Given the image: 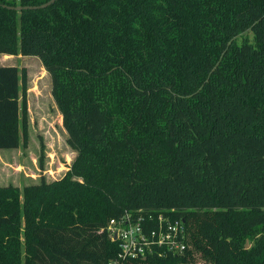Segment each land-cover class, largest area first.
Instances as JSON below:
<instances>
[{
    "label": "trees",
    "instance_id": "16d2710c",
    "mask_svg": "<svg viewBox=\"0 0 264 264\" xmlns=\"http://www.w3.org/2000/svg\"><path fill=\"white\" fill-rule=\"evenodd\" d=\"M48 1L0 0V53L41 59L77 154L0 186V264H110L109 220L139 209H175L190 246L125 264H264V0L8 7ZM21 93L0 65L1 150L26 141Z\"/></svg>",
    "mask_w": 264,
    "mask_h": 264
},
{
    "label": "rangeland",
    "instance_id": "374dc122",
    "mask_svg": "<svg viewBox=\"0 0 264 264\" xmlns=\"http://www.w3.org/2000/svg\"><path fill=\"white\" fill-rule=\"evenodd\" d=\"M0 65H15L21 70L24 109L21 107L20 117L27 127L24 144L0 149V186L13 184L23 188L39 183L42 177L50 182L62 178L77 152L68 144L50 73L33 55L0 53Z\"/></svg>",
    "mask_w": 264,
    "mask_h": 264
},
{
    "label": "built area",
    "instance_id": "2783aa9c",
    "mask_svg": "<svg viewBox=\"0 0 264 264\" xmlns=\"http://www.w3.org/2000/svg\"><path fill=\"white\" fill-rule=\"evenodd\" d=\"M175 211L139 209L111 218L107 229L120 251L110 264H125L149 255L184 253L190 246L188 229L183 217L174 216Z\"/></svg>",
    "mask_w": 264,
    "mask_h": 264
},
{
    "label": "water",
    "instance_id": "95a60500",
    "mask_svg": "<svg viewBox=\"0 0 264 264\" xmlns=\"http://www.w3.org/2000/svg\"><path fill=\"white\" fill-rule=\"evenodd\" d=\"M57 0H49L46 3H43L41 5H27V6H22V5H18V6H8L11 9H16V10H23V9H38V8H45L48 7L49 5L53 4L54 2H56Z\"/></svg>",
    "mask_w": 264,
    "mask_h": 264
}]
</instances>
